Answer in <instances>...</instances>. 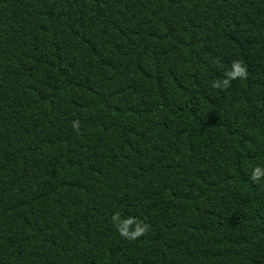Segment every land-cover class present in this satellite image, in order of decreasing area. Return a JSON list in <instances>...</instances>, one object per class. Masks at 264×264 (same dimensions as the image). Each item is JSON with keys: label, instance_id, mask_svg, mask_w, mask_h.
I'll use <instances>...</instances> for the list:
<instances>
[{"label": "trees", "instance_id": "trees-1", "mask_svg": "<svg viewBox=\"0 0 264 264\" xmlns=\"http://www.w3.org/2000/svg\"><path fill=\"white\" fill-rule=\"evenodd\" d=\"M256 167L264 0H0V264H264Z\"/></svg>", "mask_w": 264, "mask_h": 264}, {"label": "clouds", "instance_id": "clouds-1", "mask_svg": "<svg viewBox=\"0 0 264 264\" xmlns=\"http://www.w3.org/2000/svg\"><path fill=\"white\" fill-rule=\"evenodd\" d=\"M233 68H234V71L229 73L230 78H235L236 76L244 75V69L240 65L234 64ZM224 83L227 84V81H225ZM213 86L215 87L216 85L214 84ZM261 177H264V169L260 167L254 168L251 173V180L259 181Z\"/></svg>", "mask_w": 264, "mask_h": 264}]
</instances>
